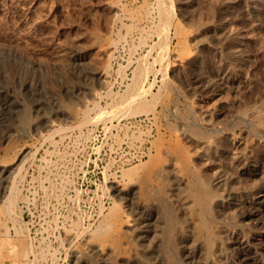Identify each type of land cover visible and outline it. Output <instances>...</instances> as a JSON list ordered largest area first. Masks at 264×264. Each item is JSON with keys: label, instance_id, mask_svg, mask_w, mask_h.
Masks as SVG:
<instances>
[{"label": "rangeland", "instance_id": "374dc122", "mask_svg": "<svg viewBox=\"0 0 264 264\" xmlns=\"http://www.w3.org/2000/svg\"><path fill=\"white\" fill-rule=\"evenodd\" d=\"M2 168L0 264H264V0H0Z\"/></svg>", "mask_w": 264, "mask_h": 264}, {"label": "bare ground", "instance_id": "6f19581e", "mask_svg": "<svg viewBox=\"0 0 264 264\" xmlns=\"http://www.w3.org/2000/svg\"><path fill=\"white\" fill-rule=\"evenodd\" d=\"M174 14H175V11L173 8V11H172L173 17H174ZM6 96H7V94H6ZM8 96H9V94H8ZM259 117L260 118L262 117L261 113H260ZM5 169L2 168L0 172L6 173ZM250 172H251V170H250ZM246 173H249V172H246ZM261 195L264 196V190L261 191ZM253 204H256L255 201ZM251 214H252V212L249 215H251ZM150 224H151V226L156 227V219L146 213V206L144 203L141 202L139 204H136V206L134 207L133 220L131 221L130 224H128L129 225V231L132 234V240L135 242V244H132L129 247L130 253L126 255L125 253L118 250L119 248L114 246V245H112V247H110V246L106 247V245L103 244V246L99 247V248L95 247V246L88 245L87 247H88L89 255L87 254V257L79 259L80 260L79 264H95V263H98V264H148L147 262H145L139 258V254L142 252L143 242H145V240H146V236H147L146 234L148 233V228H149ZM165 235H166L164 237L165 239H163V241L160 240L159 245L161 243L163 245H169L170 244V236H169L170 233H169L168 228L165 230ZM195 253H196V246L195 245L190 246L188 249L187 255L190 257V256L194 255ZM148 254H152V253L149 251ZM239 255L245 261L246 255L244 253H240ZM171 259H173V258H171ZM171 259H170V257L169 258L166 257L165 260L163 258L162 261H159L157 264H175V262Z\"/></svg>", "mask_w": 264, "mask_h": 264}]
</instances>
